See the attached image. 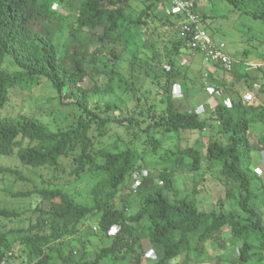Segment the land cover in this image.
Segmentation results:
<instances>
[{
	"label": "trees",
	"instance_id": "16d2710c",
	"mask_svg": "<svg viewBox=\"0 0 264 264\" xmlns=\"http://www.w3.org/2000/svg\"><path fill=\"white\" fill-rule=\"evenodd\" d=\"M64 1L0 0V110L9 100L13 89L24 87L22 89L29 88L31 91L44 80L61 106H72L79 111L76 125L58 131H49L46 124L36 117L0 115V155L16 154L24 167L52 172L59 170L62 158L73 155L76 167L72 174L76 178L87 174H98L102 178L90 190V205L78 201L77 195L81 194L78 190L70 193L42 188L12 194L23 199L36 196L48 203L49 207L34 208L32 212L39 214V217L28 229L0 230V260L8 253H13L15 257L12 249L18 246L24 248L27 264H52L55 260L49 253L50 248L53 251L52 245L74 237L86 222L97 219L100 234L107 236L114 228H118V231L112 237L111 244L96 252L92 260L74 264H101L108 258L118 260L128 254L134 255L132 264H142L140 250L143 239H147L152 248L161 251L157 261L150 264H169L182 256L185 264H188L191 255L199 257L204 254L207 242L223 241L226 230L234 240L233 245L238 248L236 264H264V219L252 205L256 196L251 191L253 181H258L260 175L252 169L250 137L253 124H264V102L256 95L251 100L245 99V95L253 91V83L248 84L243 93L238 92L237 99L229 105H216L210 122L201 119L197 112L177 110L173 99L163 96L162 108L149 105L146 112L141 114L145 119L139 126L151 144L150 153L161 157L163 162L173 159L175 165L168 168V173L176 167H187L198 173L203 170L204 164L197 149L179 147L167 149L161 155L153 138L154 132H203L217 124V136L213 134L206 145V159L209 163H218L222 176L236 183L241 191L238 200L240 214L224 212L225 201L230 198L229 192L218 199V212L199 210L197 190L193 191L195 196L192 200L183 197L172 199V195L177 193L174 179L164 175L159 177L158 186L152 177H142L138 185L141 190L154 188L141 200V209L134 215H127L128 204L125 202L120 208L117 207V195L126 188L131 176L141 169L143 152L126 148L114 153L98 152L96 158L91 157L95 144L90 135L92 128L103 132L115 120L93 111L92 101L98 96V90L95 86H82L87 78L85 60L88 49L79 54L76 46L60 45L34 32L30 24L37 16L57 22L61 25V33H67L74 42H77L80 33L102 28V33L95 38L100 43V50L113 57L116 46L138 45L144 29L151 26L157 28L154 25L161 16L158 17L155 10L165 1L143 0L144 6L135 17L122 12L120 0L114 2L119 5V10L105 8L106 0H83L80 5L73 6V12L62 14L53 8V4ZM226 1L239 9L240 5L250 0ZM261 3L264 5V0ZM253 17L261 18L255 14ZM166 19L178 29L180 46H173L172 49L175 48L176 53L187 49L189 53L199 54L190 46L191 36L182 33L187 23L185 15L180 13V19L173 16ZM69 25H72V30ZM200 25L207 31L203 19ZM62 46L66 51L71 49V54L63 53ZM245 55L247 52L243 53ZM235 62L232 72L224 71L220 66L216 68L227 74L238 72L241 61L236 59ZM5 63H9L14 71L2 69ZM257 70H261L264 77V67ZM107 75L119 77L116 69ZM259 143L263 151L264 134L259 138ZM0 171L14 176L18 181H27L19 169L0 168ZM23 216L24 212L0 205V218L5 221L18 222ZM144 221L146 225L142 224ZM13 235L17 237L14 240ZM193 239L196 240L194 246L191 244ZM63 261L73 263L71 259Z\"/></svg>",
	"mask_w": 264,
	"mask_h": 264
},
{
	"label": "rangeland",
	"instance_id": "374dc122",
	"mask_svg": "<svg viewBox=\"0 0 264 264\" xmlns=\"http://www.w3.org/2000/svg\"><path fill=\"white\" fill-rule=\"evenodd\" d=\"M82 1L65 0L62 3H54L53 8L62 14H68L74 11L73 6L80 5ZM115 1L106 0L105 8L119 10V5H115ZM120 1L122 12L130 17H135L144 6L143 0ZM197 2L198 14L201 20H204V26L210 36L215 42L226 44L227 51L235 61L236 59L241 61L238 72L224 73L216 66L205 64L199 54L189 53L187 49L176 53L175 48L172 47L180 46L177 39L178 29L172 27L169 24L170 20L166 18L173 16L180 19V12L166 2L155 10L157 16H161L154 25L157 28L151 26L144 29L138 45L116 46L114 50L117 58L100 50V43L95 37L102 33V28L96 29L95 32L80 33L77 42H74L67 33H61V25L57 22L37 16L30 24L34 32L55 40L60 45L65 43L66 46L69 44L76 46L79 54L88 49L85 60L87 78L82 86L85 88L95 86L98 90V96L92 101L93 111L115 120L103 132H97L95 127L92 128L90 135L95 144L91 157L96 158L98 152L114 153L126 148H136L143 152L141 169L131 176L126 188L117 195V207L120 208L125 202L128 204L127 215L136 214L141 209V200L154 188L141 190L138 185L142 177H152L158 186L159 177L164 175L174 179L177 193L175 196L172 195V199L183 197L192 200L195 196L193 191L197 190L199 210L218 212L216 205L218 199L229 192L230 198L225 201L223 210L226 213L240 214L238 200L241 191L236 183L222 176L221 166L218 163H209L206 159V145L213 134L217 136L216 131L219 129L217 124L203 132H154L153 138L158 144L161 155H164L167 149L173 150L179 147L197 149L204 164L203 170L198 173L192 172L187 167H176L173 172L168 173V168L175 165L173 159L169 158L163 162L161 157L150 153L151 144L139 129L141 121L145 119L141 114L146 112L149 105L161 109L163 96H170L177 110L197 112L201 119L209 122L212 121V112L217 104L229 105L232 100L237 99L238 92L243 93L248 84L253 83L252 93L264 102L263 72L245 65L264 63V5L261 0H250L240 5L239 9L234 8L226 0H197ZM254 14L261 18L255 19ZM62 52L70 55L72 50L66 51L62 46ZM245 52L247 55L243 56ZM164 65L169 66L171 71H165ZM2 69L14 71L9 63H5ZM113 69L118 71L119 77L107 75ZM213 69L218 73L217 76L209 72ZM206 74L209 75L208 84H205ZM22 88L24 87L11 91L9 100L0 110L2 117L18 115L36 117L46 124L49 131L65 130L76 125L79 115L77 108L61 106L46 81L42 80L40 85L31 91L29 88ZM263 134L264 124L256 123L251 126L252 169L260 175V179L253 181L251 185V191L256 196L252 205L264 219V150L261 151L259 143V138ZM75 167L73 155L62 158L59 170L55 172L24 167L16 154L0 155V168L19 169L27 178V181H18L14 176L0 171V205L24 212V216L18 222H8L0 218V230L8 232L12 229H28L39 217V214L32 212L34 208L49 207L48 203H44L36 196L26 199L12 196L17 192L42 188L59 189L70 193L78 190L81 192L77 195L78 201L90 205V190L102 176L87 174L76 178L72 174ZM134 190L137 192L135 193ZM97 224V219L88 221L74 237L54 243L53 251L49 249V253L55 259L52 264H67L63 259H71L73 263L69 264L86 262L92 260L102 247L110 245L118 228H114L106 236L99 233ZM142 224L146 225V222ZM12 238L14 240L17 237L13 235ZM223 239L217 243L207 242L204 254L199 257L195 254L191 255L188 264L238 263V248L233 245L234 240L230 238L228 230L225 231ZM195 242L196 240L193 239L192 246ZM141 246L142 264L156 262L161 251L152 248L147 239L141 241ZM12 250L15 254L12 259L13 264H27L24 248L14 246ZM262 256L264 258V255ZM133 259L134 255L128 254L118 260L108 258L101 264H132ZM262 260L259 259L263 263ZM169 264H185L184 256Z\"/></svg>",
	"mask_w": 264,
	"mask_h": 264
},
{
	"label": "built area",
	"instance_id": "2783aa9c",
	"mask_svg": "<svg viewBox=\"0 0 264 264\" xmlns=\"http://www.w3.org/2000/svg\"><path fill=\"white\" fill-rule=\"evenodd\" d=\"M164 1L185 15L187 23L183 26L182 33L185 36H191L190 46L200 54L204 59V63L210 64L211 66H220L224 71L232 72L235 60L228 53L226 44L215 42L200 25L201 18L197 14V0ZM262 66L264 67V64L256 65L255 69H259ZM163 69L167 72L171 71V68L167 65H164ZM208 79L209 75L206 74L205 84H208ZM134 192L136 193L137 190H134ZM12 259H14L13 253H8L0 260V264H12Z\"/></svg>",
	"mask_w": 264,
	"mask_h": 264
},
{
	"label": "crops",
	"instance_id": "0c3cea01",
	"mask_svg": "<svg viewBox=\"0 0 264 264\" xmlns=\"http://www.w3.org/2000/svg\"><path fill=\"white\" fill-rule=\"evenodd\" d=\"M213 38V37H212ZM229 53V52H228ZM230 54V53H229ZM231 55V54H230ZM232 56V55H231ZM261 64H264V63H261ZM245 65H247V66H251V67H254L255 68V66L256 65H259V64H254V63H252V64H250V63H246ZM210 73H212L214 76H217L218 75V73L213 69V70H211V71H209ZM253 91H251V92H248L246 95H245V99L246 100H251V98L253 97V95H255L254 93H252ZM220 104H222V103H220ZM218 105V104H217ZM223 105H226V104H223Z\"/></svg>",
	"mask_w": 264,
	"mask_h": 264
}]
</instances>
